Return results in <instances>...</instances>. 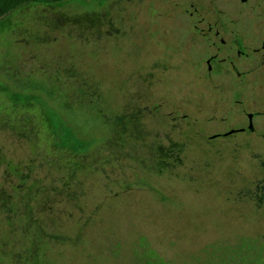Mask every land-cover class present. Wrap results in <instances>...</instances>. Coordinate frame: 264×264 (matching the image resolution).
I'll return each instance as SVG.
<instances>
[{
	"label": "rangeland",
	"instance_id": "374dc122",
	"mask_svg": "<svg viewBox=\"0 0 264 264\" xmlns=\"http://www.w3.org/2000/svg\"><path fill=\"white\" fill-rule=\"evenodd\" d=\"M240 6L64 0L0 16V264H140L139 235L156 264H206L217 239L264 242L253 196L264 56L231 86L206 69L201 36L219 9ZM246 7L235 14L243 32ZM14 166L45 188L40 201L17 191Z\"/></svg>",
	"mask_w": 264,
	"mask_h": 264
},
{
	"label": "flooded vegetation",
	"instance_id": "af4514ba",
	"mask_svg": "<svg viewBox=\"0 0 264 264\" xmlns=\"http://www.w3.org/2000/svg\"><path fill=\"white\" fill-rule=\"evenodd\" d=\"M238 2L241 6L235 9V14H240L242 7L251 3L246 7L250 14V20L246 26L247 33L242 31L243 27L238 21V17L223 7L218 10L219 15L213 18L212 23H208V33L201 34L206 43V50L209 49L210 52L205 59L206 69L214 74L220 72L227 74L226 82L231 86L240 83L243 73L262 63V56H264V40L259 42L255 32L253 33L254 27L264 29V0H238ZM250 32L251 34H248ZM220 53L222 55L219 57ZM246 63L251 64L249 70L244 68ZM248 114L251 115L250 119ZM246 116L248 123L250 120L252 123V113H247ZM243 129V127H239L238 131ZM247 129L253 131V124L251 129L247 124ZM231 130L235 131V129ZM227 132H223L222 135L229 134ZM262 135L264 137V133Z\"/></svg>",
	"mask_w": 264,
	"mask_h": 264
},
{
	"label": "trees",
	"instance_id": "16d2710c",
	"mask_svg": "<svg viewBox=\"0 0 264 264\" xmlns=\"http://www.w3.org/2000/svg\"><path fill=\"white\" fill-rule=\"evenodd\" d=\"M62 1L64 0H0V16L25 3L33 2L41 4H52ZM157 154H160V152H157ZM13 170L15 174L17 173L21 175L18 178L19 183L16 186V188L18 189L17 191L26 189V191L30 193V191L34 190V198L29 199L36 202L40 201L38 199L42 196L40 195L38 198H36V195L43 192L45 188L43 187V189H39L40 186H36V183L35 187L33 188V181L31 182V184L29 183L24 185V181L27 180L28 175L22 174L21 170H18V167L16 166L13 167ZM64 185L66 184L63 183V186ZM253 193L255 203L264 204V184L257 183L255 185ZM27 202H29V200H27ZM7 219L8 218H6V220ZM0 225L3 224L0 223ZM21 252V257L27 255L26 250L22 249ZM132 254L135 260L140 264H156L157 262H165L153 250V248L149 245L148 240L142 235H139L137 237L135 247L132 250ZM203 257V259L206 261V264H264L263 238L261 237L257 239L255 237L253 238L252 236L238 235L237 238L233 241H229L226 239H217L216 241L207 244L203 248Z\"/></svg>",
	"mask_w": 264,
	"mask_h": 264
},
{
	"label": "water",
	"instance_id": "95a60500",
	"mask_svg": "<svg viewBox=\"0 0 264 264\" xmlns=\"http://www.w3.org/2000/svg\"><path fill=\"white\" fill-rule=\"evenodd\" d=\"M250 117H251V115L250 114H248V118L250 119ZM248 128L249 129H251L252 128V123H251V120L249 121V123H248ZM230 132H232V130H229L227 133H230Z\"/></svg>",
	"mask_w": 264,
	"mask_h": 264
}]
</instances>
